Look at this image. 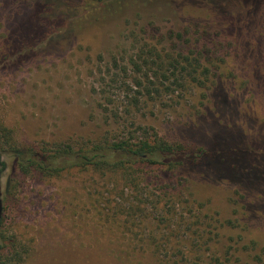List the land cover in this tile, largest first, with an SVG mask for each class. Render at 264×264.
Returning <instances> with one entry per match:
<instances>
[{
	"label": "rangeland",
	"instance_id": "374dc122",
	"mask_svg": "<svg viewBox=\"0 0 264 264\" xmlns=\"http://www.w3.org/2000/svg\"><path fill=\"white\" fill-rule=\"evenodd\" d=\"M256 13L258 24L264 0H0V118L16 141L36 146L128 135L140 126L170 142L239 138L264 148L261 72L238 44L242 22ZM29 24L44 32L26 43L18 36ZM152 46L161 55L154 63L144 55ZM189 50H203L221 67L210 88L171 82L180 76L165 55ZM164 70L169 79H157ZM146 73L172 86L148 95L134 86L136 78L148 84ZM11 166L0 181V244L10 237L26 248L19 264H120L126 255L146 263L186 248L204 262L225 256L256 264V253L264 261V189L211 163L179 172L145 168L134 193L119 175L23 177ZM152 243L159 249L152 252Z\"/></svg>",
	"mask_w": 264,
	"mask_h": 264
},
{
	"label": "trees",
	"instance_id": "16d2710c",
	"mask_svg": "<svg viewBox=\"0 0 264 264\" xmlns=\"http://www.w3.org/2000/svg\"><path fill=\"white\" fill-rule=\"evenodd\" d=\"M77 5L80 6L81 4ZM257 16V13L255 15L252 14L242 22L244 30L239 32L241 39L238 44L243 42L240 56L243 58L249 57L252 61L257 62V65H253V69H257L261 73L258 72L255 84L257 89L264 91V55L261 53V51H264V19L256 24L255 17ZM84 17L86 18V14H84ZM42 26L29 24L25 32L18 38H21V40L25 39L26 43L31 42V40L35 39V36H39L40 33L44 32ZM204 53L203 50L196 52L189 50L186 53L179 52L177 56L166 54L164 58L168 63L167 68L171 70L172 74L177 72V75L180 76L175 77L171 82L191 87L204 86L210 88V82L212 81L213 84V80H211L212 78L209 79V76H215L219 69L221 72V67L218 65L212 66L213 63L208 59H204ZM145 54L154 56V59L150 61L152 63L161 59L159 50L154 46L150 47ZM114 62L116 63V61ZM150 62L143 59L142 63L148 66ZM258 64H261L262 70H260L261 68L259 69ZM135 66L137 68L136 72L142 71V65L135 64ZM213 68L214 73L211 72ZM163 72L165 70L161 72L157 79H162L163 77L168 80L169 77H166ZM145 78L148 79L147 85L143 84L141 79L136 78L134 86L145 88L148 95L161 93V86H165V89H169V86H172V83L165 84L159 80H151V75H147V73ZM137 93H140V90ZM133 102L137 103L138 99H133ZM137 128L136 131H129L128 135L113 137L106 135L98 139H86L80 136L79 139L68 138L55 143H44L36 146L16 141L12 134V129L5 125L0 118V181L4 175V170L7 168L8 161L12 165L13 171L23 177L33 174H39L42 177H57L71 171L119 175L118 177L134 193L137 189L136 181L138 176L141 175L140 173L145 168H162L179 172L183 171L186 166L211 163L232 177L253 182L254 185L261 184L262 189H264V148L256 149L249 145H242L239 138L233 140L220 139L208 146H193L182 142L167 141L150 127L139 126ZM11 179L12 176L5 182L2 197L7 195ZM153 202L154 205H157V201ZM134 209H139V207L136 205ZM134 209L130 206L127 211L131 215V213L136 211ZM0 238H4L1 229ZM9 238L8 241L6 238L7 245L0 244V258L3 259L4 264L7 262L9 264L13 261H16V264L24 262L26 248L22 245L17 247V242ZM143 244L148 247L150 242L147 241ZM133 249L131 247V251ZM157 249H159V245L152 243L150 250L153 252V250ZM189 251L193 252L186 248L185 251L181 249L180 252L178 250L180 254L177 255H169L170 251L165 255L158 254L151 261L147 260L146 263L141 262V260L136 261V257H132V255H126V258L123 259L118 256L117 260L120 264H181L183 262V264H191L189 263L191 260L195 262L196 260L203 261V259H198L199 257L196 255H189ZM152 252L150 253L153 257ZM183 252L185 254L188 253L189 256ZM262 257L261 253H256L252 257L253 263L264 264V261H261ZM204 263L234 264V261L231 257L218 256L211 257Z\"/></svg>",
	"mask_w": 264,
	"mask_h": 264
}]
</instances>
